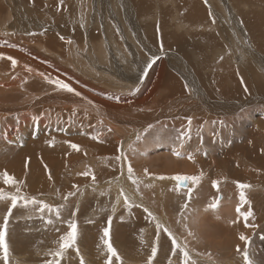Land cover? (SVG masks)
<instances>
[{
  "label": "rangeland",
  "instance_id": "374dc122",
  "mask_svg": "<svg viewBox=\"0 0 264 264\" xmlns=\"http://www.w3.org/2000/svg\"><path fill=\"white\" fill-rule=\"evenodd\" d=\"M8 1L11 0H0L5 9L10 7V2L8 3ZM18 1L20 2V0ZM145 1H152L154 4L151 9L152 14H146L144 17L146 21L159 25L167 19L166 28L168 31H156L158 32L157 34L151 29V33H149V29L147 28V31L145 26L141 28V31L144 37H147L148 41L154 46L155 55H162L163 61L161 63L166 64L169 68L166 67L168 69L167 72H169L167 74H170V71L174 72V77L171 76L172 79L178 78L177 80H181L186 86L185 89L189 90L187 82L189 75L192 73L195 75L196 72L202 73L204 69V66H198L200 59L201 64L203 61V63L212 65L214 60L217 59L216 57L214 59L212 54H216L215 56L218 57L217 61L224 60V56H221L217 51L213 53L211 46L207 48L208 42L199 46L198 49H202L201 51L197 50V53H193L195 58L190 56V51L186 54H180L176 50V45H166L164 38L168 39V36L174 35L179 38L183 36L182 31H169L172 30L170 27H173L174 17L176 16L178 19L180 14L176 15L174 11L175 15L173 17L172 9L170 14L167 15L168 18H165L159 12V9L164 6L163 1ZM103 2L108 9H104V16H101L102 21L104 19L108 20L110 12L112 13L110 0H103ZM159 3H163V5ZM30 4L29 0L23 3L24 7H21L23 10L20 16L25 17L27 15L26 10L33 8ZM172 4H176V2L172 1L169 4L170 6L167 5L169 9L172 8ZM99 5L100 3L97 7ZM65 6L67 7V4ZM93 7L94 5H90L91 16L94 15ZM255 9L262 18V24L264 25V0H258ZM240 11H250L247 1L242 9L227 11L217 28L212 24L206 25V21L201 22L202 25H200L214 29L215 37L219 38L218 41L222 43L219 46L221 51H226L227 53L229 50L235 54L234 47H238L250 57L248 60L241 58L248 61V65L252 68L246 74L251 73L255 67L260 71H264V51L261 49V47L264 48V35L261 42L253 41L250 33L242 23L239 16ZM68 12L70 10L61 14L65 15ZM6 13L2 16L0 15V20H3L1 25L4 26H7L5 25L7 23ZM61 14L57 12L56 15L62 16ZM89 14V10L85 9L83 15L80 8V17L77 18V14L76 18L79 21L81 16L86 18ZM95 14H97L96 11ZM16 17L17 19L19 18L15 15L14 19ZM136 18L133 16L132 20L135 22ZM83 22L86 23L87 21ZM96 24L97 21H94L93 25ZM103 25L105 26V24ZM42 26V29L36 32H33V30L21 33L12 31L6 36H0V41L4 40V42L12 46L20 45L25 51L47 60L52 68L72 70V67L67 66L65 60H61L60 57L58 58L52 53L46 54L41 51L43 50L42 48L40 50V47H38L42 42L43 44L55 45L57 41L61 43L60 40L62 39L69 40V38L74 37L72 29L63 33L52 29V27H55L53 24L48 25L45 22ZM97 26H99V22ZM87 27L89 31H87V35L89 36L93 26ZM126 27H128L127 24ZM139 27L142 26L139 25ZM203 27L192 28L197 34L196 38L200 31L201 33L204 32ZM99 30L98 28L97 32L103 38V33L99 32ZM29 33H36V35H30ZM48 33H52L51 38L44 36ZM163 33L165 35L163 39H160ZM56 36L60 40H57ZM188 36L194 35L188 34ZM23 37L26 38L28 43H24V40L21 39ZM34 38L42 42H36ZM29 41L31 42L29 43ZM53 41L55 42L51 44ZM123 46L122 44L121 51L123 56H127L125 59H128L130 63L119 64L117 58H114L110 70L121 67L126 73H122L120 77L122 80L127 81V76L130 75L131 71L135 70V63L132 61L140 58V61L138 59L136 63V67H138L137 69L140 67L139 70L147 74L146 72L149 68L145 72L146 66L151 58L154 57L151 56L152 51L144 49L145 51L140 50L139 53L137 52V47L132 46V50H129V46ZM191 48L194 49L193 47ZM1 49L7 50V47L0 42ZM161 49L165 50L164 54H158ZM203 49H205V52ZM126 52L127 54H125ZM132 52L136 54V57ZM2 55H0L2 57L0 58V64L7 59L5 57L7 53L5 56ZM219 56L223 57V59H220ZM252 58L257 62L251 60ZM236 59L238 60L235 63L229 62L227 65L233 63L231 66L236 65L239 67L237 63L241 59L240 57ZM177 63H180V66ZM214 63L217 64V62ZM211 68L214 69V67ZM1 71L4 72V65L0 66V73ZM40 71L44 73L42 70ZM6 74V72L0 74V83L12 84L6 88L7 90H11L13 89L11 88L12 86L18 85L19 91L12 90L7 93H0V102L3 105L9 106L10 103L23 101L28 97V91H44L45 89L43 87L46 84L42 78L30 77L24 73L15 74L14 76ZM160 74L159 71L151 73L147 80H144L145 83L140 80L138 82L140 83L139 88L135 91V99L147 98L157 86ZM193 74L192 76H194ZM166 83L168 85L164 83L162 87H158L156 94L151 96L150 100L154 97V101L150 105L142 107L144 102L139 104L144 113H152L151 115H153V112L157 110L158 107L155 100L160 98L159 94L164 91L162 89L170 87L168 80ZM77 85L86 89L88 91L86 93H91L103 100L113 102L114 105L122 102L120 98L117 101V96L134 100L129 93H117L109 90L110 88H100L85 78L79 79ZM244 90L246 91L245 88ZM203 91L206 93L204 89ZM246 92V94L253 96L249 90ZM218 99L220 101L224 100L223 98ZM247 101H252V103L242 107V110H236L231 114L230 112H218L215 117L211 118L213 120L201 121L204 123L195 126L191 125L190 132H188L189 118L181 117V113L171 118L161 119L162 121L159 120L144 128L140 135L141 139L133 140V144L124 150L122 148L126 143L123 141L126 140L128 135L122 137L114 135L116 134L114 131L109 132V125L103 118L98 120L84 114L60 113L57 110L51 111L52 107L38 111L33 109V116L37 118V123H34L32 118L26 128L23 129L20 137L21 143L18 145L20 147L15 143L0 141V189H4L10 194H15V187L5 185L3 182V173L6 171L20 182V195L33 197L40 202L58 207L61 215L57 219L54 212L49 213L45 210L41 213L38 210V205H29L24 208L21 201L17 208L12 210V215L8 218V235L6 237L9 246L8 264H48V262L55 264L56 259H59V264H81V260L83 264H109V254L104 243L105 240L112 244L120 256L119 261L114 257L111 258L112 264H147L151 257L153 246L157 247V255L152 259V264H169V262L171 264H181L182 257L178 260L177 256L172 255L171 240L168 238L167 233L162 229L157 230V221L174 234L178 243L181 245L186 243L188 245L190 255L197 260L198 264H243L242 255L236 249L237 246L241 250L245 248V244L239 239V236L245 235L244 233L246 232V237L250 241L249 252L251 258L255 261V264H264V118H262V116L264 117V103H257L252 99ZM225 105L222 104L226 109L228 106ZM125 107L134 106L124 105L116 108ZM122 113L124 112L122 111ZM21 115H23L22 111L18 114L14 113L9 121L14 128H17L15 130L19 129L18 125L21 122ZM168 119L169 121H167ZM152 120V118H149V123ZM220 121H224V126H221ZM5 122L0 125V134L4 133V127L10 126L8 120ZM186 132L188 135L185 136L184 145L181 147V142L177 137ZM20 135L18 134L17 136ZM188 136H190V139ZM250 136H252L253 141L259 148L256 159L248 156L250 143L248 138ZM93 137H96V139H93ZM14 139L16 140V136ZM72 144L78 145L79 150L73 149L71 147ZM174 150L180 152L179 157L173 154ZM77 153L80 156H76ZM205 153L207 154L205 155ZM189 154L193 156L192 160L185 159ZM67 155H72V158L74 156L76 159L73 161H71L72 158L63 159L68 162L66 168H62L56 175L59 165L58 157L65 156L64 158H66ZM259 160L263 161L262 164ZM76 163L78 164L76 165L77 173L74 168L76 166L72 167ZM129 164L133 168L134 178L139 181L138 185L133 184L132 180L128 178L127 168ZM84 172H89L90 174L85 176L82 174ZM201 173L203 175L199 183L191 184L188 188L177 187L173 179H171L170 184L167 181L168 179H157L159 176L169 178L176 176H201ZM93 176H95V181L92 179ZM115 178L118 179V184L131 201L142 207L133 206L129 208L125 206L122 196H114L112 186L105 188L109 183V185L115 184L117 182ZM214 181L218 182V187H213ZM238 183L250 185V188L244 190L248 201L247 204H243L240 201ZM189 188L192 189L190 199L187 195ZM107 190L110 192H107ZM217 199H219L218 208L215 210L210 209L209 205ZM184 204L189 205L187 211L182 207ZM9 206L10 202H0V228L3 227V219L7 215ZM145 208L155 216V220L149 217L148 212L144 210ZM249 210L252 212V216L245 221L244 216ZM181 213L187 216L188 219H184ZM48 220H51L52 223L49 224ZM69 222H75L78 226L76 244L65 250L62 258H55L50 253L54 254L58 250L59 243L62 242L60 238L67 235L68 231H70ZM246 224L248 225L247 227L245 226ZM185 225H187V229ZM244 227H246L245 230ZM105 228L109 229V237L103 236ZM189 230L194 234L193 236L188 235ZM0 264H4L2 253H0Z\"/></svg>",
  "mask_w": 264,
  "mask_h": 264
},
{
  "label": "bare ground",
  "instance_id": "6f19581e",
  "mask_svg": "<svg viewBox=\"0 0 264 264\" xmlns=\"http://www.w3.org/2000/svg\"><path fill=\"white\" fill-rule=\"evenodd\" d=\"M11 1H8V3L10 2L9 9H5L4 5L0 2V15L2 16L7 12L6 13L7 23H5V25L7 26L1 25L3 20H0V36H6L12 31L16 33H21L27 31L29 32L33 30V32L34 31L36 32L41 30L43 27L42 26L43 23L46 22L48 23V25L49 24L55 25V27H52V29H55L57 32H63V33L69 32L72 29L74 37H71L72 36L71 35L70 36L71 38H69V40H65V39L60 40L59 37L56 36L57 40L61 41V43H58L57 41L58 44L56 43L55 44L56 46L50 45L49 43L43 44L42 41H40L37 38H34V41L42 42V44L39 43L40 46H38L40 47V50L41 48L43 49L41 51H44V53L46 54L52 53L56 57L58 58L60 57L61 60H65L67 62V66L70 68L72 67V70L64 69V68H57V69L52 68L47 60H44L30 52L25 51L20 45L12 46L4 42V40L0 41L1 43L5 44V47H7V50L5 49L0 50V55L3 54L5 56L7 53V56H5L7 59L4 60L2 64H0V66L4 65V72L7 73L6 75L14 76L15 74L24 73L25 75H29L30 77H35L38 79L42 78L46 84L45 87H43L45 88L44 91H39V90L28 91V97H27L28 99L25 98L23 101L19 103H10L9 106H7V105H3L0 102V125L6 123L5 122L6 120H8V123L10 124V126L8 125L4 127L3 130L4 133L0 134V141L4 143H15L17 146L21 143L20 137L22 136V131L24 128H26V125L34 117L33 109H36L38 111L41 109L45 110V108L49 109L52 107L51 111L57 110L60 113L75 114V115L84 114L88 117L91 116L92 118H96L98 120H101L100 118H103V120H105L106 123L109 125V128L112 129L111 131H114L116 133L114 135H119L122 137L124 135H128V137H126V140L123 141L126 143L122 148L124 150L125 148L133 144L132 141L137 139L136 138L137 135L140 136L142 134L144 128L161 119L164 120L165 118H171L181 113V117L184 116L185 119L191 118L192 120L191 125L195 126L204 123L206 121L213 120L211 118L215 117V114H217L218 112L221 113L230 112L231 114L236 110L237 111L242 110L241 109L242 107L244 106L246 107L252 103V101H247L248 99H252L257 103L258 102L262 104L264 103V71H260L255 67L251 73L246 74V72L251 71L252 68L248 65V61L241 58H245L248 60V58L250 57L244 54L242 50L238 47H234V52L241 59L239 61L240 63L239 62L237 63L239 67H237L236 65L231 66L233 63L236 62V60H238L236 58L239 57L231 53V51L229 50L227 51V53L226 51L225 52L221 51L219 49V46L222 43L218 41L219 38L217 39L215 37L214 29L208 26L206 27L201 26L202 25L201 22L206 21L207 22L206 25L212 24L214 27L217 28L218 24L222 22V20L224 19L227 11H235L242 9L244 7V3L247 1L250 11L248 12L240 11L239 16L241 17L243 25L250 33L252 40L255 42H261L264 35V25L262 24V18L257 14L255 9L256 2L258 0H201V1L172 0L175 1L176 4H172L171 9H169V7L167 6L172 2L171 0L154 1V2L163 1L164 3L163 7L166 9L164 10L163 7L159 9V12L160 14L163 15V17L168 18L167 15L170 14L172 9H173V13H172L173 17L175 15V12L176 15L180 14L178 19L176 18V16L174 17V23L172 25L173 27H170L172 28V30L169 31H174V32L182 31L183 36L179 38L178 36L174 35V36H168V39L167 38L163 39V36L165 34L164 33L161 34L160 39H163L166 45L169 46L176 45L177 47L176 50L180 54L181 53L186 54L188 51H190L191 52L190 56H192L193 58L194 57L193 53H197V50L198 51L202 50V49H198L199 46L205 45L208 42L209 44L208 46H206L207 48L208 47L210 48L211 46V48H213L212 50L213 53L217 51L221 54V56H224V60L217 61L218 57L215 56L216 54H212L211 52V54L213 55L212 57L217 58L216 60H214V62H217V64L213 62L212 65H210V63H203V61L201 64V59L199 58L200 62H198V66L201 67L204 66V69L200 68L203 69L202 73L194 72L195 75L192 73L195 76V79L194 76H192V74L189 75L188 77L189 79L187 81L189 90L185 89L186 86L182 83L181 80H177L178 78L175 79L176 78L175 77L174 78L175 80L172 79V77H174V72L169 70L170 74H167L169 73L167 72L169 68L168 66H166V64L161 63L163 61L162 55L160 56L155 55L154 46L150 41H148L149 39L147 37H146L147 39L144 37L141 31V28H143L144 26L146 30L147 28L149 29V33H151L150 32L151 29H153L155 32L168 31L166 28V22L168 21L167 19H165L164 22H161L159 25H155L151 22H147L146 19L144 18L146 14L148 15L152 14L151 9L153 8L154 5L152 1H150L151 2L150 3V2H146L145 0H110V5H112V13L110 12V15L108 16L109 17L108 20L104 19L103 21L101 19V16H104V11H105L104 9H108L104 5L103 0H93V1L63 0V2H61V0H29V2H31L30 5H32L31 7L33 8L26 10L27 15H25V17H22L20 15H21V11L23 10L22 8L24 7L23 3L27 0H20V2L18 0H11ZM99 3L100 5L99 7H97ZM163 3H159V4L163 5ZM65 4H67V7L65 6ZM90 5L91 6L94 5L93 7L94 15L92 16H91ZM237 7H242V8H237ZM80 8L83 15L85 9L89 10L90 14L87 15L86 18L84 16H81V19L78 21L77 18L80 17L79 16ZM42 9H46V10H42ZM66 10L67 11L70 10V12L66 13L65 15H62L61 13L67 12ZM95 11L97 12V14H95ZM57 12H60L62 16L56 15ZM77 14L78 16L76 18ZM15 15L18 16L19 18L20 17L22 18L17 19L16 17L15 20L14 19ZM133 16L137 17L135 22L132 20ZM11 20L13 21L11 22ZM83 21H87V22L84 23ZM94 21H97L96 25H93ZM98 22H99V26H97ZM102 23L105 24V26ZM126 24L128 25V27H126ZM139 25H141L142 27H139ZM87 26L90 27L93 26V29L91 30L89 36L87 35V31H88ZM193 27H200V28L203 27L204 32L201 33L200 31L198 33V37L196 38L197 34L195 33L194 30H192ZM98 28L100 29L99 32L103 33V38L102 35L100 36V34L97 32ZM158 32L156 33L158 34ZM51 34L48 33L45 34L44 36L51 38L52 36ZM188 34H193L194 36H188ZM21 39L24 40V43L27 42L25 37ZM55 41L51 42V44H53ZM69 41H71L72 43L69 44L68 43ZM30 42L31 41H29V43ZM122 44L124 45L123 47H125V45L127 47L129 46L131 48L130 49L128 47L129 50H132V46L137 47V52L139 53L140 50L143 51L144 49H148L149 51H152L151 56L158 57L155 63L151 65L149 69L147 68L148 69L146 72L147 74L141 72V70H139L140 67L139 69H137L138 67H136V63L138 59L140 61V58H138L135 61H132L135 63V70L131 71L130 75L127 76L126 78L127 81L122 80L120 77L122 73H126L125 71L122 70L121 67L117 68L118 70L117 69L110 70V66L114 58H117L119 64L130 63L128 59H125V57L127 56H123V53L121 51ZM190 47H193L194 49L192 48L190 49ZM205 49H203L204 52ZM261 49L264 51L263 47H261ZM81 50L83 51V53ZM135 53L134 55L136 57L137 53L136 54ZM159 53L164 54L165 50L161 49V51L158 52V54ZM125 54H127V52ZM9 57L17 61L15 68L12 67V61L11 59H9ZM129 57H133V56H129ZM219 58L221 59L220 56ZM251 60L254 59L252 58ZM229 62H233V63L231 65L229 64L227 65V63ZM177 64L179 65L180 63ZM175 67L176 69L178 68L177 66ZM211 67H214V69H212ZM8 69H10V71H8ZM29 69H31V71H29ZM40 70H42L45 74L42 73ZM142 70L144 71V69ZM2 71L0 74L4 73ZM156 71H159L161 74L157 86L148 96L149 99H147L148 97L145 98L146 100L135 99L136 98L135 91L138 90L137 88H139L138 86L140 84L138 82L140 80H143L142 82H144V80L146 81L147 78L150 76V74ZM45 76L47 77L50 76L52 80L60 79L65 83H68L75 90V92H79L81 95L78 97L74 93H68L63 90H58L54 83H49L45 79ZM82 78H85L95 83L100 88L101 87L110 88L109 90H112L117 93H122V92L129 93L134 98V100H131L129 98H124L123 96H117L120 98V100H122V102L114 105L113 102L103 100L100 97L93 95L91 93L90 94L86 93L88 92L86 89L77 85V81ZM167 80L170 82L169 84L170 87L167 88L168 90L162 89V91L163 90L164 91L159 94L160 98L155 100L158 107L157 110L153 112V115H151L152 113L151 114L147 112L144 113L143 109L141 108L143 106L145 107L146 105H150V103L154 101V97L153 99L150 100L151 96L155 95L156 91L160 87H162L164 83L168 85L166 83ZM11 85L12 84L6 82L0 83V93L3 92L7 93L12 90L19 91L18 85L12 86L11 88L13 89L11 90H7L6 88L10 87ZM244 88L246 89V91L249 90V92L253 94V96H250V94H246L247 92L244 90ZM203 89L206 91V93H204ZM133 93L134 95H132ZM254 93H258V94L254 95ZM218 98L220 99L223 98L224 100L220 101ZM141 102H144L142 104V107H140L139 105L141 104ZM222 104L223 105L226 104L228 107L225 109V107L222 106ZM124 105L125 106L133 105L134 107L116 108ZM21 111L23 115H21L22 117L20 124L18 123L19 129L15 130L17 128H14V126L9 121L13 117L14 113L18 114ZM122 111L124 113H122ZM149 118L153 119L150 123H149ZM262 118L264 117L262 116ZM167 121H169V119ZM15 134L17 135L21 134V135L17 136ZM15 136H16V140L14 139ZM248 139L250 143L252 142V144L249 143L248 146L249 149L248 156L256 159V155L259 152L258 145H256V143L253 141L252 136H250ZM10 150H14V149H10ZM67 156L66 158H64L65 156L58 157L59 165L57 168L56 175H58V173L62 170V168H66V164L68 162L65 160L72 158V155H67ZM76 156H80V154L77 153ZM187 158L188 157H186L185 159ZM75 159L76 158H74L73 156L71 161ZM259 161L262 164L263 161L262 160ZM76 165L78 164L76 163L72 167ZM74 168L76 171L77 166ZM173 180L174 183L177 182L175 179ZM116 181L117 182L113 185H109L110 184L109 183L105 188L107 189L108 187L112 186L113 187L112 192L114 193V196L121 197L120 192L122 188L118 184L117 179ZM167 181L170 184L171 179H168ZM187 185L186 188H188L189 185H191V183H187ZM107 192L110 191L107 190ZM48 202L52 203L50 200ZM245 228L246 227H244V230ZM244 234H245L244 236H246L247 232Z\"/></svg>",
  "mask_w": 264,
  "mask_h": 264
},
{
  "label": "snow or ice",
  "instance_id": "6c2138e0",
  "mask_svg": "<svg viewBox=\"0 0 264 264\" xmlns=\"http://www.w3.org/2000/svg\"><path fill=\"white\" fill-rule=\"evenodd\" d=\"M61 2H63V0H61ZM30 35H36V33H29ZM42 34V33H41ZM69 44H71L72 42L69 41ZM2 58V57H0ZM9 59H11L12 61V67L15 68L17 61L15 59H12L9 57ZM156 59H158V57H152L150 62L147 64L145 72L147 70V68H150L152 63H155ZM221 59H223V57H221ZM29 71H31V69H29ZM45 79L49 82V83H54L56 88L58 90H63L65 92L68 93H74L76 96H80L81 94L79 92H75V90L68 84L65 83L64 81L60 80V79H56V80H52L50 77L45 76ZM134 94V93H133ZM117 101H119V97H116ZM33 122L37 123V118L33 117ZM192 120L191 118L188 119V125H189V129L188 132H190V126H191ZM215 123V122H213ZM221 126H224V121H220ZM149 128H151V126H149ZM108 131L110 132L111 129L109 128ZM188 133H183L180 136L177 137V139L181 142V147H183L184 145V140H185V136H187ZM137 140H140L141 137L139 135H137ZM188 138L190 139V136H188ZM93 139H96V137H93ZM71 147L73 149L79 150V146L76 144H72ZM173 154L176 155L177 157L180 156V152L174 150ZM207 153H205L206 155ZM188 159L192 160L193 156L191 154L188 155ZM127 172H128V178L132 180L133 184H139V181L137 179L134 178V173H133V168L132 166L129 164L128 168H127ZM145 172H147V170H145ZM85 176H88L90 173L89 172H84L82 173ZM202 173L201 176H176V177H164V176H159L157 177V179L160 180H164V179H175L177 181L178 186H183L186 183H191L193 185L198 184L201 177H202ZM93 181H95V176L92 177ZM3 182L5 185H10L15 187V194H10L8 192H6L4 189H0V202H10V206L7 208V215L4 217L3 219V227L0 228V253H2V259L4 261V264H8L9 261V246L6 240V237L8 235V218L12 215V210L17 208V206L20 204V202L22 201V206L24 208H27L29 205H38V210L39 212L43 213L45 210H47L49 213H55L57 219L60 218L61 212H60V208L58 207H53L52 205H49L47 203H43L40 202L38 200H36L33 197H27L24 195H20V182L17 181L13 176L9 175L6 171L3 173ZM150 186V185H149ZM213 187H218V182H213ZM237 188L240 189V193H239V198L240 201L243 204H247L248 201L246 199L245 196V189L250 188V185L248 184H243V183H238L237 184ZM175 190V189H173ZM191 194H192V189L189 188L188 189V197L189 199L191 198ZM70 195H72V193H70ZM120 195L123 197V203L125 206L131 208L133 206L135 207H142L141 205L138 204H134L131 199L128 197V195L126 193L123 192V190H121ZM65 199H67V197H65ZM219 206V199H217L216 201H214L213 203H211L209 205L210 209H217ZM182 207L187 211L189 208L188 204H184L182 205ZM146 212H148V209H144ZM113 211H115V209H113ZM237 211H239V209H237ZM74 215V213H73ZM149 217H151L153 220H155V216H153V214L151 212H148ZM181 215L184 217V219H188L187 216H184L183 213H181ZM252 216V212L249 210L247 212V214L244 216V220L247 221L249 217ZM49 224L52 223L51 220L47 221ZM246 227L248 226L247 224L245 225ZM68 227L70 229V231H68L67 235L61 237V243H59V247L58 250L53 254L50 253L52 255H54L55 258H62L63 253L65 252V250L73 247L76 244L77 241V224L75 222H69ZM156 228L157 230H163L165 233H167L168 238L171 240V248H172V255L177 256L178 260H180V258L182 257V261L181 264H198L196 259H193V257L190 255L189 250H188V245L185 243L183 245H181L180 243H178V241L176 240L174 234L168 229L166 228L164 225H162L159 221H157L156 223ZM185 228L187 229V225H185ZM188 235L189 236H193L194 234L189 230L188 231ZM103 236L104 237H109V229L105 228L103 231ZM239 239L244 242L245 244V248L243 250H241V248L239 246H237V252L239 254L242 255V260H243V264H255V261L251 258L250 256V252H249V247H250V241L249 239L244 236V235H240ZM105 246L107 248V252L109 254V264H112V259L111 258H115L117 261L120 260V256L117 253V250L112 246V244L108 241L105 240L104 241ZM157 255V247L153 246L151 249V257L149 258L147 264H152V259H154ZM197 255H199V253H197ZM48 264H52V262H48ZM55 264H59V259L55 260ZM81 264H83V261L81 260ZM169 264H171V262H169Z\"/></svg>",
  "mask_w": 264,
  "mask_h": 264
},
{
  "label": "water",
  "instance_id": "95a60500",
  "mask_svg": "<svg viewBox=\"0 0 264 264\" xmlns=\"http://www.w3.org/2000/svg\"><path fill=\"white\" fill-rule=\"evenodd\" d=\"M176 184H177V182H176ZM186 185H187V183L183 186H178V184H177L178 187H182V188H186L188 186V185L187 186Z\"/></svg>",
  "mask_w": 264,
  "mask_h": 264
},
{
  "label": "crops",
  "instance_id": "0c3cea01",
  "mask_svg": "<svg viewBox=\"0 0 264 264\" xmlns=\"http://www.w3.org/2000/svg\"><path fill=\"white\" fill-rule=\"evenodd\" d=\"M119 179H122V178H119ZM118 180V179H117Z\"/></svg>",
  "mask_w": 264,
  "mask_h": 264
}]
</instances>
